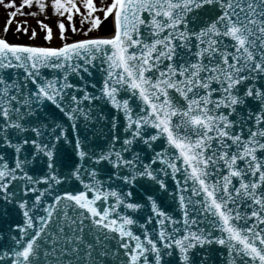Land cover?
Masks as SVG:
<instances>
[{"label":"snow or ice","instance_id":"obj_1","mask_svg":"<svg viewBox=\"0 0 264 264\" xmlns=\"http://www.w3.org/2000/svg\"><path fill=\"white\" fill-rule=\"evenodd\" d=\"M0 5V264H264V0Z\"/></svg>","mask_w":264,"mask_h":264},{"label":"rangeland","instance_id":"obj_2","mask_svg":"<svg viewBox=\"0 0 264 264\" xmlns=\"http://www.w3.org/2000/svg\"><path fill=\"white\" fill-rule=\"evenodd\" d=\"M17 4L20 3V0H16ZM107 2V0H105ZM13 9L10 8H5L3 5H0V36L6 37V39L10 41H18V42H30V43H38V44H44L48 46H57L61 44V39L58 35V29L55 24V19L56 17H53L51 19H46L43 16L39 17H32L30 15H18L16 17V21H26L27 22V27L29 28L28 33L24 32H17L16 29V23L14 22L9 31L5 33L3 31L4 28V23L5 20L8 18V12L12 11ZM35 6L33 8H25L24 12L29 13L31 11H35ZM101 17H103V13H98ZM44 19L46 23H49L52 28H53V39L51 41L45 40L44 39V32L43 30L39 29L36 25V20L37 19ZM59 19H63L62 17ZM71 23H74L76 28L79 30L77 32H73L71 30ZM69 22L65 19V24H66V41L70 39H75V38H80V37H86V36H93L97 35L96 29L91 30L90 32L85 31L86 29L89 28V24L85 21L83 24L81 23V17L79 14H76L73 18L72 22ZM33 28H36L37 30V36L35 38H31V30Z\"/></svg>","mask_w":264,"mask_h":264},{"label":"water","instance_id":"obj_3","mask_svg":"<svg viewBox=\"0 0 264 264\" xmlns=\"http://www.w3.org/2000/svg\"><path fill=\"white\" fill-rule=\"evenodd\" d=\"M106 23H108V21H107ZM107 27H108V26H107ZM107 27H106V28H107Z\"/></svg>","mask_w":264,"mask_h":264}]
</instances>
